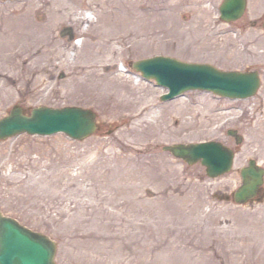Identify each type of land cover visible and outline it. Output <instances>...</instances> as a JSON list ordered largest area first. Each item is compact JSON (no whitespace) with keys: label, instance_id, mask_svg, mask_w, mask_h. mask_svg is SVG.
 Instances as JSON below:
<instances>
[{"label":"rangeland","instance_id":"1","mask_svg":"<svg viewBox=\"0 0 264 264\" xmlns=\"http://www.w3.org/2000/svg\"><path fill=\"white\" fill-rule=\"evenodd\" d=\"M214 8L177 0H0V34L7 42L0 41V51L5 48L0 56V118L14 105L23 106L25 113L40 105H77L96 110L101 123L100 130L85 140L63 132H24L0 139V209L56 240L59 264H187L186 254H175L178 260L172 261V255L163 250L167 236L156 242L157 250L148 252V244H154L148 240V224L158 237L163 236V227L169 232L175 226L170 211L161 215L156 210L152 201L156 197L166 198L168 208L176 196L190 195L202 210L231 211L226 218L232 222L234 217L240 221L250 214L264 238V201L243 205L214 194L235 190L242 182L241 168L250 158L264 166V54L256 62L252 54L241 52L247 64L255 61L251 68L262 75L259 92L246 99L191 90L162 101L167 88L128 66L133 60L167 54L219 62L226 69L247 68L235 54L234 63L216 58L213 45L223 36L204 34L213 23ZM109 16L120 24L129 16L130 28L122 29L120 24L112 28L106 24ZM66 27L73 28L81 44L61 35ZM146 32L148 39L143 35ZM193 39L201 44L199 50ZM111 46L114 51L109 50ZM40 57L43 60L37 62ZM86 65L97 66L98 73L120 75L128 89L126 100L121 103L114 89L112 95L101 96L105 90L100 86L68 89L71 73ZM191 116L196 117L194 128L186 125ZM160 128L163 137L148 138L150 131ZM230 128L243 135L240 145L227 134ZM210 139L237 150L232 169L214 178L200 162L189 165L163 149L167 144ZM119 156L136 157L139 165L150 168L148 182L135 181L133 190L143 204L125 215L132 223L118 217L122 206L110 200L115 191L123 192L121 183L111 179L114 190L100 186V174L107 169L112 174ZM128 197L133 194L123 192L119 204ZM148 209L159 217L148 218ZM144 222L148 224L142 226ZM199 222L198 230L187 232L181 242L209 247L210 254H218L212 256L213 264H233L227 250L231 238L224 233L208 234L206 230L216 224L208 219ZM242 264L264 261L249 258Z\"/></svg>","mask_w":264,"mask_h":264},{"label":"water","instance_id":"2","mask_svg":"<svg viewBox=\"0 0 264 264\" xmlns=\"http://www.w3.org/2000/svg\"><path fill=\"white\" fill-rule=\"evenodd\" d=\"M236 6L242 7L243 2ZM229 13L232 4L223 7ZM163 58L142 60L135 66L148 77H156L168 85L174 95L188 88H207L216 93L233 97H247L256 92L260 83L256 72L220 71L210 65L191 64ZM96 113L81 107L56 109L40 106L30 117L24 115L21 107L12 109L9 116L0 120V138L18 132L52 133L66 131L70 136L83 139L96 129ZM231 132V131H230ZM190 164L200 160L207 166L210 176L228 171L233 162V151L218 141L196 143H176L164 147ZM264 169L254 159L242 169L243 184L234 193L237 202L253 199L263 183ZM57 244L47 235L33 231L16 219L5 216L0 211V264H57L55 254Z\"/></svg>","mask_w":264,"mask_h":264},{"label":"bare ground","instance_id":"3","mask_svg":"<svg viewBox=\"0 0 264 264\" xmlns=\"http://www.w3.org/2000/svg\"><path fill=\"white\" fill-rule=\"evenodd\" d=\"M89 17H93V15L89 14ZM111 17L112 16H109L106 19H109ZM57 19L58 17H56L54 21ZM129 22V16L124 17V21L122 24L115 22L114 16L110 19V21L107 22L106 20V24L111 26L112 28L116 27L117 24H120L122 26V29L130 28ZM143 35L148 39V32L143 33ZM0 41H4V44L7 43L5 37L1 34ZM75 43L81 44V39H77ZM2 47L3 50L0 51V56L3 55L5 51L4 46ZM97 50L99 51L98 53L101 52V49ZM109 50L114 51L115 46H111ZM20 52L22 53L23 49L20 50ZM42 60L43 57H40L36 61L40 62ZM74 60L75 57L72 58V61ZM96 67L97 66L93 65L90 68L88 67V65H86L77 68V70L71 73L72 75L68 80L67 88L69 89L73 87L72 89L76 90L86 87L97 88L100 86L105 90L103 94L101 93V96L112 95L113 91L111 90L114 89V91L117 92L119 97L122 98L120 102L122 103L123 100L125 101L126 96L128 94L126 93L128 89L126 88L124 82L122 80H119L120 75L110 76L111 72L106 74L99 71L98 73V69ZM72 89L70 91H72ZM146 109L148 110V112H151V108L149 106H147ZM195 119L196 117L193 118L191 116L188 120H186V125L188 128H194L196 126L195 124L197 123V121ZM202 122L205 123L204 120H202ZM150 133L151 134L148 136V138L159 134L161 135V137L164 136L162 128L156 129L155 131H150ZM119 158V161L116 160L118 167L117 169L113 170L112 174H110L112 169H107L100 174V186L108 187L110 190H114L115 186L110 181L111 179H117L119 183H121L123 192L127 193L128 195L133 194V197L125 198L122 204H119V199L120 195L123 194V192H120L121 194L116 191L114 193L111 192L112 196L110 199L113 203L116 202L118 205L122 206V211L120 210L121 212L119 213L121 215H119L118 217L121 219H126L127 223H132L130 219L131 217H127L125 215H128V213L130 212L139 210L141 208V204H143L141 197L138 196V194L135 193L136 191L133 190L137 186L135 184V181L145 180L148 182V172H150V168L148 167L147 169L143 165H139L136 157L119 156ZM144 162H148V160ZM149 164L151 163H148V166ZM167 168L168 167H166V170ZM168 169L171 170L170 168ZM178 198L181 199L178 200ZM165 200L166 198L164 197H156L152 201H154V203L157 205L156 210L158 211V213L161 212V215H165L168 211H170V216L171 219L174 220L175 226H173L171 230L169 229L168 232L166 231L168 230V227H163L162 225L161 227H163V229L160 231V233L163 236L158 237L157 235H155L154 230H151L150 224L145 222L142 223V226L148 224V240L153 239L154 241V244H148V252H151L154 249L157 250L156 248H158V244H156V242L159 240H166L167 236L168 243H165L166 245L163 247V250L167 251V253L172 255V261H177L178 259L174 258L176 257L174 255L181 254L182 252L186 254V259L184 262H186L187 264H213L212 256H216L217 253L211 251L210 254L208 251L210 249L209 247L204 246L203 248H201L199 245H195L193 243H190L189 241L185 244L181 242L183 239H185L184 236H186L187 232L192 230H198V228L200 227V220L208 219L209 221H211L212 224H216V226L213 228H209L210 230L207 229L206 233H224L226 234V236H229V238H231L232 241L227 247V250L230 252V260L233 264H242L249 258L264 261V254L256 255L257 252H264V238H261L262 233L258 229V224L256 223L255 216L248 214L245 217H240V221L234 217L236 221L232 222L233 219L226 218L228 215H230L231 211L226 210V208L221 212L216 211V209L214 208H210L208 211L202 210L201 204L198 201L193 200L192 196L190 195H184L183 197L176 196V198H174L176 202H172L173 204L169 205L168 208L165 207ZM164 210H166V212ZM225 210L226 212L224 213ZM222 215L224 216V221L222 220ZM151 216L159 217L154 211L148 209V218H150ZM246 217L248 218V220L246 219ZM245 225H248V227H246ZM159 243L161 244L162 241Z\"/></svg>","mask_w":264,"mask_h":264},{"label":"flooded vegetation","instance_id":"4","mask_svg":"<svg viewBox=\"0 0 264 264\" xmlns=\"http://www.w3.org/2000/svg\"><path fill=\"white\" fill-rule=\"evenodd\" d=\"M217 1H222V0H217ZM248 1L250 2V1H256V0H248ZM246 14L248 15V11L247 10L245 11L244 16L241 18V19H244V20L242 21V23L237 25V29L242 30L244 27H246L250 23L254 22L253 18H251V17H247L246 18Z\"/></svg>","mask_w":264,"mask_h":264}]
</instances>
